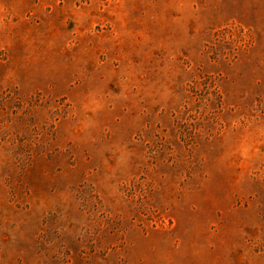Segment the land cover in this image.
Segmentation results:
<instances>
[{"label": "rangeland", "instance_id": "1", "mask_svg": "<svg viewBox=\"0 0 264 264\" xmlns=\"http://www.w3.org/2000/svg\"><path fill=\"white\" fill-rule=\"evenodd\" d=\"M0 264H264V0H0Z\"/></svg>", "mask_w": 264, "mask_h": 264}]
</instances>
